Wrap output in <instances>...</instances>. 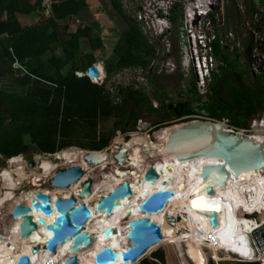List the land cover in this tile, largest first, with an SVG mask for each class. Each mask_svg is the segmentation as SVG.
<instances>
[{"label": "trees", "instance_id": "1", "mask_svg": "<svg viewBox=\"0 0 264 264\" xmlns=\"http://www.w3.org/2000/svg\"><path fill=\"white\" fill-rule=\"evenodd\" d=\"M54 1L56 2L51 5L52 16L49 20L23 28L17 15L41 10L43 1L36 0L32 3L31 0H0V44L3 54L12 69L15 63L22 65L24 69L21 72L23 77L18 76L21 70L15 72L14 76L18 78L17 84L22 90L17 91L12 87L5 90L0 87V156L4 159L18 155H29L32 158L33 153L54 154L71 147L102 150L110 145L117 131L122 134L128 129L135 131L138 120L141 119L140 110L156 112L149 98L135 91L132 86L120 87L113 92L107 84L99 86L87 77L78 78L75 75L76 72H85L97 63L95 53L104 47L101 27L90 16L86 0ZM242 1L246 18L252 25L250 27L261 32V21L257 22L256 17H264V0ZM110 4L124 20L126 29L119 35L113 47L111 58L115 61L114 70L107 71V79L129 69H139L142 72L150 70L159 55L157 44L148 42L140 23L126 12L121 0H110ZM232 12L242 20L243 13L234 1L226 19L230 18ZM4 14L7 15L6 20H2ZM71 16L79 17L83 26L75 33L59 38L51 34L52 30H56L58 21ZM210 18H215V14L210 15ZM169 20L172 26L182 27L183 12L180 3L171 9ZM220 31L218 39L212 43L213 56L218 65L208 82L205 93L207 101L201 105V98L195 96V79L190 84V91L195 93L192 98L188 97L174 105L171 98L170 102H166L169 95L164 93L161 105L166 121L161 125L171 123L166 117L174 121L201 115L192 109L193 102L200 104V109L214 120L234 115L235 119L230 125L236 128L246 125L253 117L264 115V75L254 74L250 61V72L245 75L240 68L239 51L236 49L230 52L229 48L221 45L220 36L226 35V29ZM252 42L250 32L244 44L248 59L251 49L253 50ZM86 47L91 53L83 55L82 50ZM60 49L63 54L58 56L56 53ZM48 54L49 57L45 60ZM178 75L182 80L183 74L178 72ZM124 97L126 100L123 101ZM129 97L137 107L126 105ZM171 105H174L172 109ZM112 117L119 118L114 131L98 134L99 124ZM263 123L262 117L257 123L249 124V128ZM173 252L171 255L174 263L176 258Z\"/></svg>", "mask_w": 264, "mask_h": 264}, {"label": "bare ground", "instance_id": "2", "mask_svg": "<svg viewBox=\"0 0 264 264\" xmlns=\"http://www.w3.org/2000/svg\"><path fill=\"white\" fill-rule=\"evenodd\" d=\"M160 26H163V24ZM100 68L102 69V67ZM180 127L181 125H177L162 129L155 133L157 144H154L151 140L150 142L157 145L159 152H162L164 146L169 142L171 134ZM251 138L264 147V136H252ZM147 149H150L149 145L134 147L127 157L125 166L122 167L115 161L104 163L101 166H90L83 161L80 165L85 170L86 175L81 182L92 179L94 184L93 195L87 196L85 199H80L81 188L78 183L66 190L53 188L42 191L33 188L29 192L14 198L4 209L0 210V213L2 212L0 219L6 222L12 220L10 212L13 208L18 204L31 206V199L37 193L47 194L52 200H56L60 196L61 198L72 196L77 199L79 204H88L92 211V218L85 225L84 230L95 236V240H93L90 247L78 253L77 256L82 264H95L94 257L105 247H111L117 252L127 250L131 245L127 236L130 230L128 226L130 220L148 217L159 224V221L164 220L166 216L170 219L169 223L174 226L177 234L164 230L160 242L152 247H156L160 243L191 242L190 239L195 243H199L201 240L204 243L212 244L211 246L214 248H219L234 255L235 260L239 261L237 263L264 264V255L254 260V249L250 253L244 247H252L250 233L260 226L259 221L248 222L244 215L258 213L262 217L260 221L264 223V170L246 171L238 176L233 175V172H231L230 179L223 178V174L218 173L217 170L214 171L216 169L214 164L221 163L218 159L201 158L190 164L181 165L172 157L158 155V157H151L153 160H157L153 162L148 158ZM21 161V157H15L12 160V166L21 165ZM166 166H169L170 170L166 169ZM150 167L159 173V181L156 185L142 181L144 173ZM98 170L101 173L105 171L101 176L109 178L110 183L107 181L102 182L103 178L95 181V172H98ZM123 177L130 179L129 183L133 195L117 205L118 212L115 214L107 216L97 211L96 204L100 198L108 195L117 186L124 184L125 182L121 181ZM35 178L38 179L39 177L35 176ZM40 178L45 179L46 177L42 175ZM169 178H172L171 182L168 181ZM164 180L169 182L166 188L174 191V198L157 215L145 216L146 214L138 212V207L147 197L161 189L160 182ZM137 181H139V184L136 183ZM210 190L213 191L212 195L209 194ZM192 201H194L197 208L192 206ZM131 209L132 213L129 212ZM212 211L217 214L219 220L217 229H213L209 222L208 215H211ZM181 214H183L182 220L176 217V215ZM32 216L39 223V228L29 238L23 240L19 238L20 221L12 220L10 228L8 225V227H5L6 229H3L8 231L7 233L0 230V264H13L22 255L31 256L32 264H61L71 256L68 251L72 246L71 241L59 245L55 253H49L45 248L47 239L52 236L51 233L47 234L45 232V226L52 224L55 221V216L46 217L40 211L33 212ZM39 218H45L46 225L44 227L41 226ZM107 228H114V235H118V237L111 240L104 239L103 232ZM35 246H40L41 252L33 256L30 251ZM152 247L137 262L128 264H138L149 254ZM239 254L243 257H240ZM114 264L123 263L119 259Z\"/></svg>", "mask_w": 264, "mask_h": 264}, {"label": "water", "instance_id": "3", "mask_svg": "<svg viewBox=\"0 0 264 264\" xmlns=\"http://www.w3.org/2000/svg\"><path fill=\"white\" fill-rule=\"evenodd\" d=\"M88 75L91 78L99 76V71L95 65L88 69ZM171 108L172 105L170 106ZM190 118L193 117L189 116L178 121L184 122V120ZM150 126L151 124L149 123L144 124V126H137V130L128 138L123 137L121 131H117V137L109 146L102 150L92 151L67 148L61 152L62 162L41 160L39 162L40 173L34 170L37 166L34 160L28 162V167L19 165L14 168L2 169L0 172V210L4 209L7 201L16 198L15 191L19 190L25 181L33 179L34 176H38V180H41L40 177L42 175L45 177L53 176L51 184L55 188L69 189L85 177V173L79 165L82 162V158L93 166L112 163L110 151L115 147H118L119 150L114 155V159L121 167L125 166L127 157L134 147L149 145L151 149H147L149 156L158 157V155H163L172 157L181 165L190 164L201 158L218 159L221 163L214 164L216 165L214 171L217 170L218 173L223 174V178L230 179L231 172H233V175L238 176L246 171L264 170V147L251 138L252 136H264L263 124H257L251 129L236 128L226 120H214L202 115L194 116L192 121L183 124L171 134L170 140L164 146L162 152H159L157 145H153L150 142L149 135L154 129H151ZM72 164H76V166H69ZM166 169L170 170V167L166 166ZM142 181L156 185L159 181V173L150 167L144 173ZM168 181L171 182L172 178H169ZM169 182L166 180L160 182L161 189L150 194L138 207V212L146 215H157L162 212L168 202L174 198V191L166 188ZM136 183L139 184V181ZM92 185V179L87 180L83 184L80 199L93 195ZM211 191H209L210 195L213 194V191L212 193ZM132 195L131 184L125 182L117 186L108 195L101 197L96 204V210L107 216L115 214L118 212L117 205ZM192 203V206L197 208L194 201ZM39 211L46 217L55 216V221L47 226H45V218H39L41 226H45V232L52 234L45 245L47 251L55 253L59 245L71 241L72 246L68 250L71 256L66 258L61 264H82L77 256L78 253L90 247L93 244V240H95V236L84 230L85 225L92 218V211L89 205L86 203L79 204L77 199L72 196L70 198L59 197L56 200H52L47 194L37 193L31 199V206L18 204L10 212L12 220L20 221V239L29 238L38 230L39 223L36 222L32 215L33 212ZM129 212L132 213V209ZM208 216L211 227L217 229L219 227L217 214L212 211L211 215ZM169 220L166 216L163 224L160 225L148 217L130 220L128 223L130 230L127 236L131 245L128 249L124 252H117L111 247H105L94 257L95 264H114L119 259H121L123 264L137 262L139 258L147 253L150 247L160 242L161 234L164 230L177 234ZM114 232V228L104 230V239L117 238L118 235H114ZM253 235L256 243L261 247L264 246V225L255 231ZM250 243L253 244L252 238ZM30 252L31 255L35 256L41 252V247L35 246L31 248ZM13 264H32L31 256L22 255Z\"/></svg>", "mask_w": 264, "mask_h": 264}, {"label": "rangeland", "instance_id": "4", "mask_svg": "<svg viewBox=\"0 0 264 264\" xmlns=\"http://www.w3.org/2000/svg\"><path fill=\"white\" fill-rule=\"evenodd\" d=\"M86 1L89 5L90 16L92 15L93 17V15H95V17L97 18V22L99 23L101 27V36L104 35L105 50L103 51L104 49L103 48L102 51H99L98 54H96V58L98 59L97 63L103 62L102 63L103 70L107 75V71L112 72V70H114L115 61L113 62V58H111L113 56L112 55L113 47L115 43L117 42L119 35L126 29V24L124 20L121 18V16L114 10L112 5L110 4V0H86ZM162 1L163 0H155V2L153 3L154 7L158 6ZM121 2L126 12H128L130 15H133L139 22V17L137 14L138 8L136 7V4L132 3L130 0H121ZM235 2L240 12L243 13L242 14L243 17H242V20L240 21L237 14L234 15V12H232L230 18L226 19V25H225L226 35L229 32H232L234 34L232 42H230L229 44H224L227 48H230V51L244 46L250 32H251V37L253 39V42L255 44L259 43L258 41L259 37L264 39V17H261V16L256 17L257 22L261 21L260 23L262 27L261 32L253 30V28L250 27L252 26L250 21L246 18L247 15L245 14V6L243 4V1L235 0ZM44 6L45 5L41 7L43 11L45 12L44 8L46 6L45 7ZM169 8L170 7L166 8L165 11H159L160 14H162L166 19H168L167 14H168ZM48 9L51 10L49 6H48ZM226 13L227 14L230 13V8L226 9ZM157 16L159 17V13L157 14ZM75 24L77 25H74V27H77L80 25L83 26L82 23L81 24L75 23ZM84 24H87V22H84ZM161 24H163V26H166L164 27L165 33H163L164 35L162 36L160 40H156L155 38H157V33L160 30L157 27V25L160 26ZM141 30L143 31L144 35L147 37L148 42H151L152 44L153 43L157 44L158 50H159V55L157 58L159 59H156V63L152 64L150 70L148 69V71L146 70L145 72H142L139 69H131V70L129 69V70L119 72L117 74H113L110 77V79H107V87L113 88L114 91H116L120 87L132 86L135 91L137 90L138 92L146 95L149 98L151 102V106L152 108L156 109L155 110L156 112L147 113V112H143L140 110V116L144 123L147 122L155 126L153 131L150 132L151 134L150 140L154 144H157L156 139H155V133L172 125V124L161 125V124H164L163 123L164 121H166L164 118V114L162 113L163 109L161 105V102L164 101L163 99L164 93L165 94L167 93L169 95L168 96L169 99H166V102H170L171 99H173L171 103L176 104L177 101L181 100L180 98H183L181 94H183L184 91L186 90L189 98H192L191 96L195 95L196 93L197 95L195 96H198L201 98L202 102L200 104L204 105L205 101H207V94L205 95L206 92H204V89H206L207 91L209 81L206 80L204 89H200V90L197 89L194 94L193 92L189 90L190 87L192 86L190 84L194 82V79L196 81V77L193 74V71L191 69L192 67L188 66L187 61H186V51H187L186 40L187 39L184 37V32H182L181 30V25L171 26L169 22L159 21L157 23L156 22L152 23L150 29L146 27L144 30L143 29ZM226 35L224 34V36L222 35L221 36L224 38ZM237 44H240V47H238ZM228 45H230L231 47ZM87 53H88V49L85 52H83V55ZM239 56H240V63H239L240 68L244 70V74L246 75L248 71L250 72L249 61L252 62V58L251 59L247 58V56L245 55V49L244 51L239 52ZM178 63H179V69H176L177 72L176 71L171 72L169 70V72L166 74L165 71H162L163 65L165 66L176 65L177 66ZM12 72L15 75V72L17 71L13 68ZM178 72L183 74L182 80L180 79ZM0 81H1L0 87H2L5 90H9V88H7L8 83L2 79ZM17 87L18 86H14L15 89ZM129 98L130 100L126 103V105H129L130 107V104H131L137 107L138 105L134 102V100H132L131 97ZM124 100H126L125 97L123 101ZM200 104L193 102L192 109L195 112H198L199 114H201L202 116L208 117V115L202 109H200L202 107ZM262 117L263 116H260L255 119H260ZM118 119L119 118L112 117L108 120L102 121L98 126V131L103 132V131H108V130H114L116 121ZM166 119H169V121L173 120L172 118H167V117ZM192 119L194 118H190L187 120L188 122H190L192 121ZM223 119L229 122L230 124L232 123L231 121L235 119V116L230 115ZM255 119L253 117L246 125H243L241 128H249V124H251ZM188 122H184V124ZM131 132L132 131L127 130L123 134V137L125 135L130 136L132 134ZM115 135L113 136V139L117 137ZM76 148L79 149V147H76ZM114 153H115V148L111 150V155H113ZM45 154L46 153H43V154L33 153L32 158H35L36 163L39 164L38 162H40L42 158H46L44 157ZM30 157L31 156L26 155L24 156V159L26 161H29L28 159H32ZM148 158H150V160L153 162L157 161V160H153L151 156H148ZM2 168H6V163H4L3 160H0V169ZM36 170L40 172L38 166ZM108 171H106L107 174H109ZM103 173H101V171L99 170L98 172L96 171L95 181H99V179L103 178L102 182L107 181L108 183H110L109 178H106V176L104 177L101 176ZM50 179H51L50 176H48V179L41 178V180H38L37 178L34 177V179L30 181V185H28L26 182L23 185V187L19 191H17L16 197L29 192L33 188L37 190H42V191L46 189L51 190L55 188L51 184ZM121 181L129 182L130 179L127 177H123ZM9 202H11V200L8 201L7 204L5 203L4 207H6ZM145 216H149V215H145ZM176 217L182 220L183 214L176 215ZM259 219L262 220V217L260 215H259ZM150 220H154V219L151 218ZM162 221L163 220L159 221V225L162 224ZM0 223H2L0 225V228L6 229L5 227H8V225L10 228L12 220H9L7 222L4 220V221H0ZM190 241L191 242H187V241L180 242L179 241V242H175L172 244L160 243L156 247H152L151 250L149 251V254L151 255L148 254L149 256L147 255L138 264H142L146 261H148L149 264H210V262L214 264H242V263H237L239 261L235 260L236 257L234 255H228V252H224L220 249L216 250V248L212 247L211 246L212 244L210 243H207V242L204 243L201 240L200 241L198 240L199 243H195L191 239ZM172 252L176 258V261L174 263H173L174 260H172V255H171ZM212 257L214 258L215 262L211 260Z\"/></svg>", "mask_w": 264, "mask_h": 264}, {"label": "built area", "instance_id": "5", "mask_svg": "<svg viewBox=\"0 0 264 264\" xmlns=\"http://www.w3.org/2000/svg\"><path fill=\"white\" fill-rule=\"evenodd\" d=\"M43 4L48 9V6L51 9V5L54 0H42ZM132 3L136 4L138 8L137 14L139 17V23L144 30L146 27L148 29L151 28L152 23L157 22H169L167 21L170 16V11L173 9L177 3L181 4V9L183 12V22L181 30L184 32V37L186 40V61L188 66H191L194 76L196 77V86L197 89H204L206 80L210 81V77L212 75V71L217 68V60L213 56V46L212 43L218 39V35L220 29L225 28L226 23V9L232 7V1L235 0H163L158 6L154 7L155 0H130ZM168 19H166L163 15L157 16L158 9L161 11H165L168 8ZM215 14V18L211 19L210 15ZM195 26L198 27L199 33L198 35L195 34ZM159 31L157 33L156 40H160L165 33L164 28L166 26H158ZM233 33L229 32L224 38L221 37V45L227 48L224 44H229L232 42ZM259 43L255 44L254 42L251 43L253 46V50L251 49L250 59L252 58L251 67L254 74L257 75H264V39L258 38ZM199 44L203 47L204 51L201 54L199 52ZM230 46V45H228ZM240 47V44H237ZM231 47V46H230ZM230 49V48H229ZM239 52L244 51L245 47L242 46L241 48H236ZM236 49H233L230 52H234ZM156 63V59L153 64ZM169 64V63H167ZM22 65L15 63L13 68L21 72L24 69L21 67ZM166 67V66H164ZM99 76L96 78H91L88 75V70L85 72H76L75 75L78 78L87 77L93 84H97L99 86L107 84V75L106 73L99 70ZM171 72H173L174 65H168L167 68ZM169 72V71H168ZM199 84V85H198ZM114 92L113 88H110ZM206 92V89H204ZM194 118V117H193ZM258 120H254L253 123H257ZM141 123V122H140ZM172 125L168 128L175 127L177 125H183L184 123L175 120L171 122ZM150 138V137H149ZM119 148L115 147V153L112 157L118 152ZM111 153V151H110ZM52 155H45V157H50ZM58 161H62V157L60 152L54 155ZM83 169V167H82ZM84 170V169H83ZM85 172V170H84ZM80 186V184H79ZM259 252L264 255V247H262Z\"/></svg>", "mask_w": 264, "mask_h": 264}, {"label": "crops", "instance_id": "6", "mask_svg": "<svg viewBox=\"0 0 264 264\" xmlns=\"http://www.w3.org/2000/svg\"><path fill=\"white\" fill-rule=\"evenodd\" d=\"M31 2L34 3V2H36V0H31ZM45 8H44L45 12L43 11V9L41 7V10L39 9L38 11H34V12L30 13V14H22V13L18 14L17 15V20H18L19 24L21 25V27L25 28V27L36 26V25L42 24V23L46 22L47 20H49L50 17L52 16L51 10H49L47 8L45 9ZM82 16L85 17L84 14H82ZM91 17H92V15H91ZM92 18H93V20L97 21V18L95 17V15H93ZM6 19H7V15L4 14L3 17H2V20H6ZM75 23L81 24V20L79 19V17L71 16V17H68V18H66L64 20L58 21V26H57L56 30H52L51 34H53L57 38H59L60 36H66V35H69L71 33H75L79 29V27L82 26V25H80V26L74 27V25H77ZM102 38L104 40V35L102 36ZM0 41H2V38H0ZM103 48H101L99 51H102V49L104 51L105 47H103ZM87 49H88L87 47L84 48L82 50V54ZM99 51H97L95 53V56H96V54H98ZM90 53H91V50L88 49V53L87 54H90ZM56 54L58 56H61L63 54L62 49L57 51ZM87 54H85V55H87ZM48 57H49V54L46 55L45 60ZM102 63L103 62H99V63H96L94 65L96 67H98L100 71L104 72ZM100 67H102V69ZM68 69H69V67L63 73L65 74L68 71ZM19 75H20V77H23V75L20 74V72L18 73V76ZM14 76H16V75L13 74L11 66H10V62L4 56L3 49H2L1 44H0V80L2 79V80H4L5 82L8 83V87L7 88H11V87L14 88V86H18L16 88V90L20 91V90H22V88L19 87V84H17V79L18 78L14 77ZM139 120H142V118L139 119ZM113 131L114 130H108V131H103V132L98 131V134H102V133L108 134V133L113 132ZM129 131H131V130H129ZM133 132H135V131H132L131 133H133ZM87 150H89V149H87Z\"/></svg>", "mask_w": 264, "mask_h": 264}, {"label": "clouds", "instance_id": "7", "mask_svg": "<svg viewBox=\"0 0 264 264\" xmlns=\"http://www.w3.org/2000/svg\"><path fill=\"white\" fill-rule=\"evenodd\" d=\"M158 11H161L160 9H158ZM159 15H162V14H160L159 13ZM169 20V19H168ZM169 23H170V20H169ZM171 24V23H170ZM172 26V25H171ZM194 27H195V34L196 35H198V33H199V29L197 28V26H195L194 25ZM203 51H204V49H203V47H201V45L199 44V52L202 54L203 53ZM204 54V53H203ZM218 64V63H217ZM179 68V63L177 64V68H175L174 67V69L176 70V69H178ZM174 70V71H175ZM213 72V71H212ZM20 74H21V71H20ZM193 117V116H192ZM255 118H258V117H254V119ZM193 120V119H192ZM255 120H260V119H255ZM175 121V120H174ZM257 121V122H258ZM171 122H173V121H171ZM184 122H188V120H184ZM183 122V123H184ZM252 122V121H251ZM146 124V123H145ZM170 124H172V123H170ZM170 127V126H169ZM168 128V127H167ZM151 135V134H150ZM150 135H149V137H150ZM71 148H76V147H71ZM79 149H81V148H79ZM63 150H65V149H63ZM63 150H60V151H58V152H56V153H54V154H45V155H52V157L50 156L49 158H42L41 160H51V161H55V162H62L63 161V159H62V161H58L56 158H55V154H57V153H59L60 152V155H61V152L63 151ZM85 150H87V149H85ZM45 155H44V157H45ZM21 156V158H22V161H21V165H28V162L29 161H31V160H34L35 162H36V160H35V158H32V159H28L29 161H26L25 159H24V156L23 155H18V156H15V157H20ZM15 157H12V158H10V159H4V157L3 156H0V160H3L4 161V163H6V168H14V167H16V166H12V160L13 159H15ZM111 158H112V161L114 162L115 161V159H114V156L112 157V155H111ZM40 160V161H41ZM84 160H83V158H82V162H83ZM81 162V163H82ZM86 162V161H85ZM116 162V161H115ZM39 163V162H38ZM80 163V164H81ZM117 163V162H116ZM37 164V163H36ZM79 164V165H80ZM89 164V163H88ZM90 165V164H89ZM37 166H38V168H39V164H37ZM37 166H36V168H37ZM69 166H76V164H72V165H69ZM81 166V165H80ZM91 166V165H90ZM101 166V165H100ZM28 167V166H27ZM36 168L34 169L36 172H38V170H36ZM81 168H82V166H81ZM2 169H4V168H2ZM2 169H0V172L2 171ZM28 171H29V169H27ZM39 171L41 172V170L39 169ZM40 172H38V173H40ZM83 172H84V170H83ZM85 173V172H84ZM85 175H86V173H85ZM35 177V176H34ZM34 177H33V179H34ZM46 178H48V177H46ZM50 178L52 179L53 178V176H50ZM0 179H1V177H0ZM33 179H31V180H33ZM51 179H50V182H51ZM31 180H27V181H25L22 185H21V188L23 187V185L27 182V184L28 185H30V181ZM83 179H81L79 182H77L78 184H80V188H81V192H82V186H83V184L87 181H84V182H81ZM89 180V179H88ZM1 184V183H0ZM76 184V183H75ZM94 184L92 185V187H91V189H94ZM20 188V189H21ZM19 189V190H20ZM19 190H17V191H19ZM17 191H15V193H17ZM101 199V198H100ZM10 201V200H9ZM100 201V200H99ZM98 201V202H99ZM8 202V201H7ZM7 204V203H6ZM247 219H248V222H250V221H259V227L258 228H256L252 233H250V237L252 238V241H253V244L252 243H250L251 244V246L252 247H250V246H244L245 247V249L247 250V251H250V253H252V251H253V249H254V247H255V249H254V252H256V254L255 255H253V259L255 260V259H258V257H261V256H263L262 254H261V252H259V250L262 248V247H264V246H259L257 243H256V241H255V239H254V232L255 231H257L259 228H261V227H263V225H264V223H262L261 221H260V219H259V214L258 213H255V214H253V215H248V214H245L244 215ZM256 216V217H255ZM257 218V219H256ZM238 256V255H237ZM239 256L240 257H243V255H241V254H239ZM211 260H213L214 262H215V260H214V258L212 257V259Z\"/></svg>", "mask_w": 264, "mask_h": 264}, {"label": "flooded vegetation", "instance_id": "8", "mask_svg": "<svg viewBox=\"0 0 264 264\" xmlns=\"http://www.w3.org/2000/svg\"><path fill=\"white\" fill-rule=\"evenodd\" d=\"M156 59H159V58H156ZM161 61H162V60H161ZM164 66H165V65H163V67H162V71H165V73L167 74L169 70H168V69H165V68H167V66H166V67H164ZM174 67H177V66L174 65ZM175 71H176V70H175ZM176 72H177V71H176ZM189 90H191V89H189ZM184 94H185V95H184ZM183 95H184V96H183ZM181 96H182L183 98H180L181 100L177 101L176 103H178V102H180V101H185V100L188 98L187 91L185 90L184 93L181 94ZM181 96H180V97H181ZM174 105H175V104H174ZM174 105H173V106H174ZM173 106H172V107H173ZM171 109H172V108H171ZM199 116H200V115H199ZM263 118H264V115H263ZM140 122H141V123H140ZM146 123H147V122H146ZM144 124H145V123H144L142 120H138V124H137V126H139V125L144 126ZM137 126H136V128H135V131L137 130ZM154 127H155V126L151 124L150 128L153 129ZM124 137H125V138H128V135H125ZM3 212H4V211H3ZM1 213H2V212H1ZM1 213H0V214H1ZM0 221H1V220H0ZM1 224H2V223H0V225H1ZM0 230H1L2 232H5V233L8 232V231L3 230V229H1V228H0Z\"/></svg>", "mask_w": 264, "mask_h": 264}]
</instances>
